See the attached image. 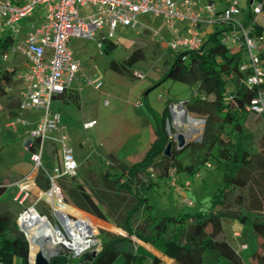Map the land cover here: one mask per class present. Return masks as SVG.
<instances>
[{"label": "trees", "instance_id": "obj_1", "mask_svg": "<svg viewBox=\"0 0 264 264\" xmlns=\"http://www.w3.org/2000/svg\"><path fill=\"white\" fill-rule=\"evenodd\" d=\"M252 1L247 0L248 8H251ZM254 3L263 4L264 8V0H254ZM245 26L254 27V35L263 33L254 22L252 10ZM230 30L231 26L226 23L217 24L213 32L205 36L200 50L179 53L163 76L164 80L197 86L192 98L183 103L188 113L205 121L202 142L190 143L181 150L171 148L170 154H165L170 144L167 120L171 116L169 105L173 102L169 101L154 130L155 139L143 159L125 163L115 154H109L100 177L93 171L88 173L94 184L93 193L82 184L65 185V202L69 205L63 202L60 210L66 218L67 213L77 215L82 210L106 227L124 231L127 236L100 229L101 249L96 255L87 253L74 258L61 253L53 258L55 264H116L120 258L124 259L123 264H145L147 257L137 253V244L132 237L151 245L177 264H221L223 259L228 264H243L238 251L220 238L225 221H243L246 218L241 211L227 207L229 195H233L235 189H248L251 201L246 205L247 210L255 215L251 222L252 230L256 237L264 240V183L256 177L264 172V135L258 154L252 156L246 147V124L255 129L259 115L247 112L246 106L255 97V92L242 82L245 75L240 67L247 60L244 46L232 48L222 43V36ZM14 43L11 36L0 38V62ZM117 48L116 41L108 40L104 52L111 55ZM141 60H144V54L137 51L122 63L112 60L109 67L125 74ZM230 73L234 75L233 81H239L233 91L228 90L225 80V75ZM11 81L10 74L0 71L1 97L6 95ZM61 97L80 105L78 93L71 92ZM211 162L220 170L222 187L212 196L210 208L194 214L158 218L155 207L148 200L149 193L169 177L172 169L193 179ZM151 168L153 172H150ZM36 184L44 192L51 188V182L42 169L36 177ZM6 190L0 186V196ZM238 205H245V201L238 202ZM17 220L8 210L0 212L1 264H15L16 260L30 264V243ZM261 248V253L252 255L257 264H264V242ZM158 260L155 258L154 263Z\"/></svg>", "mask_w": 264, "mask_h": 264}, {"label": "rangeland", "instance_id": "obj_2", "mask_svg": "<svg viewBox=\"0 0 264 264\" xmlns=\"http://www.w3.org/2000/svg\"><path fill=\"white\" fill-rule=\"evenodd\" d=\"M37 16L38 10L33 16L15 25H22L24 27L23 34H25L30 25L37 23ZM138 22L140 26L137 29L121 27L117 30L115 40L118 48L111 55H106L104 48L100 49L95 42L75 38L71 43L75 56L82 62L83 74L85 76L95 73L101 74L104 78V87L100 91L91 87H84L81 94L78 93L80 105L72 101L64 103L60 100L53 103V109L63 115L66 127L65 131L57 132L55 137H61L65 133L80 162L79 175L74 180L63 179L59 182L63 191V202H65L67 196L65 185L72 187L77 183L82 184L87 191L93 193L94 184L88 173L93 171L97 177H100V174L105 171L109 154L113 153L117 157L118 155L122 156L123 158L120 160L125 163H134L141 160L155 139L154 130L157 123L160 122L169 101L173 102L169 105L170 113L176 106H182L187 117L191 116L202 120L200 117L188 113L183 103L192 98L197 86L163 79L175 56L179 54L170 50L165 40L155 35L154 31L151 30L155 29L163 36L166 30L165 23L153 14L139 16ZM9 34L15 36L13 28H9L5 36ZM19 38H23V36ZM137 51L144 54V60L136 63L127 73L119 74L109 67L112 60L122 63ZM25 67L26 62L20 54L11 53L9 60H3L1 57L0 71H6L10 74L12 81L6 89V95L0 96V182L4 180L8 170L11 168L15 170V162L25 160L28 154L31 156L27 150L28 142L26 141L29 138L25 134L27 128L19 126L18 129L14 130L7 126L21 101L22 87L18 74ZM137 72L143 74L144 78H138L136 76ZM233 77L232 73L225 75L229 91L235 90L239 83L238 80L233 81ZM10 107L14 111L9 112ZM93 120H96L97 124L93 128L85 129L84 124ZM204 126L205 123H202V134L199 138L185 139L184 137L185 144L202 142ZM167 132L172 148L178 150L180 146L179 136H184L183 129L171 123L167 125ZM245 135L246 147L249 153L252 156L257 155L261 138L264 135V116L256 118L255 129L246 124ZM56 143L57 141L54 144L49 141L46 143L44 156L46 154L50 159V165L44 168L47 171H50L51 166L58 163L60 159L61 151ZM219 174L220 170H217L214 162H211L210 166H207L201 172L199 178L190 179L185 175L176 173L175 176L180 186H183L187 180L192 181L191 188L186 189L183 193L175 191L170 177L162 180L148 195L150 204L155 207V215L158 218L178 217L185 213L194 214L208 210L211 206L212 196L218 193L222 187ZM10 177L11 173L8 177L11 181ZM25 177L23 176L15 182L4 181L0 183V186L6 187V189L9 188L4 197L7 200H0V212L8 210L18 219L25 209L35 206L38 213L47 217L54 227H60L62 233L70 241L68 231L56 214L54 206L49 202L44 199L37 201L39 197L33 196L28 200L25 207H20L12 200L14 193L11 187L25 179ZM256 177L257 180L264 183V172L263 174L258 173ZM188 201H191L192 205H189ZM244 201L245 205H238V202L243 203ZM250 201L251 197L248 189L233 190V195H229L227 207L235 211H241L246 218L243 221H225L224 231L220 235L221 239L227 240L238 251L243 259V264H257L252 255L256 252H262L261 245L264 242L262 238L256 237L253 233L251 222L255 215L249 212L246 206ZM67 216L73 221H78L80 217H88L95 224V233L90 235L89 238L95 241V244L85 250L82 256L87 253L94 255L101 249V243L98 239L100 229L123 235L106 227V225L96 220V218L90 217L88 213L82 210L78 211L77 215L67 213ZM45 241H43L44 244H46ZM62 242L58 243L55 248L56 257L65 252L74 255L73 250L62 244ZM243 244H247L248 249H240ZM123 261L124 259L121 258L116 264L123 263ZM227 262L226 259H223L221 264ZM19 264H21V261Z\"/></svg>", "mask_w": 264, "mask_h": 264}, {"label": "built area", "instance_id": "obj_3", "mask_svg": "<svg viewBox=\"0 0 264 264\" xmlns=\"http://www.w3.org/2000/svg\"><path fill=\"white\" fill-rule=\"evenodd\" d=\"M240 9L241 0H230L229 6L222 12L212 1L198 4L193 0H0V34L9 28H13L15 34L10 35L15 40L14 45L2 59L9 60L10 54L15 53L26 62V67L18 74L23 87L18 114L9 120L7 126L14 130L19 126L28 127L33 122L27 114L36 113V126L29 132L27 150L31 154L34 170H44L51 182L50 190L43 196L52 193L63 201L59 182L76 178L80 169L75 149L65 133L58 139L62 164L52 171L44 169L43 157L48 139L53 133L66 130L62 114L53 109L55 99L71 92L80 93L84 87L97 91L104 87L101 74H83L82 62L71 47L75 38L95 42L103 49L106 41H116L119 28L137 29L140 26L139 16L153 14L165 23L170 37L165 38L159 31L153 30L154 34L162 37L170 50L183 53L201 49L206 36L203 25L214 27L226 23L231 30L222 36V43L232 48L243 45L247 52V60L240 67L245 75L242 82L255 92V97L246 106V111L264 116V8L263 4H256L254 0L251 3L254 22L263 31L261 35H254V27H246L236 18ZM37 10L39 22L30 25L23 34L24 27L15 24L33 16ZM179 24L185 25L184 33L179 31ZM21 36L23 38H19ZM136 76L144 78L139 72ZM171 123L174 125L173 110L167 125ZM96 124V120L89 121L84 128L90 129ZM150 172H153L152 168ZM175 174L174 169L169 174L175 191L183 193L191 188V180L180 186ZM199 177L200 174L196 176ZM35 186L34 176L18 182L14 202L25 207ZM188 204L192 205V202L188 201ZM32 210H36L35 206L25 209L17 220L27 239L21 220ZM241 249H248V245H241ZM72 250L74 255L67 253L69 257L79 258L84 252Z\"/></svg>", "mask_w": 264, "mask_h": 264}, {"label": "bare ground", "instance_id": "obj_4", "mask_svg": "<svg viewBox=\"0 0 264 264\" xmlns=\"http://www.w3.org/2000/svg\"><path fill=\"white\" fill-rule=\"evenodd\" d=\"M173 110L174 125L183 129L182 138L189 139L200 137L202 134V121L187 117L182 106H176ZM184 139V141H185ZM45 199L54 206L56 214L60 218L64 228L70 235V241L62 233L60 227H54L47 217L41 216L37 210H32L26 214L21 223L30 240L31 257L35 259L38 252H42L46 257L55 254V248L58 243L67 244L77 252H82L95 244L90 240V235L95 233V224L88 217H80L78 221L68 220L60 211V205L63 203L57 196L52 193L45 195ZM46 240V244H44Z\"/></svg>", "mask_w": 264, "mask_h": 264}, {"label": "crops", "instance_id": "obj_5", "mask_svg": "<svg viewBox=\"0 0 264 264\" xmlns=\"http://www.w3.org/2000/svg\"><path fill=\"white\" fill-rule=\"evenodd\" d=\"M193 1H195L196 3H198V4H201V3H204V2H206V1H212V2H214L216 5H217V7H218V9H219V11L220 12H222V11H224L228 6H229V3H230V0H193ZM241 12H240V14L236 17L240 22H243L244 24L247 22V20H248V17H249V12H250V10H251V8H248V6H247V0H241ZM36 20H37V22H39V19H38V16H37V18H36ZM217 25V24H216ZM215 25V26H216ZM215 26L214 27H211V26H209V25H203L202 26V30H203V32H204V34L205 35H207V34H209V33H211V32H213V30H214V28H215ZM178 27H179V31L181 32V33H184L185 31V25L184 24H179L178 25ZM151 29V28H150ZM8 30V29H7ZM6 30V31H7ZM151 30H154V31H157V30H155V29H151ZM6 31H5V33L4 34H0V38H5V37H7V36H10V34L9 35H7V36H5V34H6ZM165 38L167 37H170V34L168 33V31H167V29L165 30V32H164V35H163ZM263 54H264V52H263ZM19 66V65H18ZM3 68V67H2ZM21 87H22V83H21ZM22 89H23V87H22ZM22 89H21V93H22ZM80 94H81V92H80ZM57 100H60V101H62V102H64V103H66L67 101L64 99V98H57V99H55V101H57ZM54 101V102H55ZM19 107V106H18ZM12 107H10V109H9V112L10 111H14L13 109H11ZM55 111H57V110H55ZM57 112H59V111H57ZM61 113V112H60ZM18 114V109H16L15 111H14V113H13V116L12 117H14V116H16ZM27 116H28V118L33 122L30 126H28V127H26L27 128V130H26V132H25V134L26 135H28V137L30 138V135H29V132L32 130V129H34L35 128V126H36V113H28L27 114ZM63 116V115H62ZM62 124L64 125V117H63V122H62ZM65 126V125H64ZM24 127V126H23ZM66 128V127H65ZM56 134L57 133H53L51 136H50V138L48 139V141L49 142H53V144L57 141V143H56V145L58 146V148H59V150L61 151V144H60V142L58 141V139L60 138L59 136H57V137H55L56 136ZM28 138V139H29ZM28 139H27V141H28ZM26 141V142H27ZM47 141V142H48ZM76 153V152H75ZM146 154V153H145ZM126 156H128V155H126ZM145 156V155H144ZM76 158H77V160H78V157L76 156ZM118 158L119 159H121V158H123L122 156H120V155H118ZM143 159V158H142ZM62 151L60 152V159H59V162L58 163H56L55 165H52L51 166V168H50V171H52L53 170V168L54 167H56V166H58V165H61L62 164ZM43 161H44V168L46 167V166H49L50 165V159L48 158V156L45 154V156L43 157ZM140 161V160H139ZM78 162H79V160H78ZM79 165H80V162H79ZM16 166V167H15ZM15 170H13V168H11L10 170H8L7 172H6V175H5V177H4V180L3 181H1L0 183H2V182H4V181H9V182H15V181H18L19 179H21L23 176H26L25 177V179L27 178V177H29V176H34L35 177V179H36V177H37V175H38V171H35L34 170V166H33V163H32V161H31V156H29V154H28V157L25 159V160H23V161H17V162H15ZM47 171V170H46ZM80 171V170H79ZM10 173H11V181L8 179V177L10 176ZM24 180V179H23ZM22 181V180H21ZM18 183V182H17ZM12 189H13V193H14V195H12L13 197H12V200L14 201V196L16 195V192H17V187H16V185L15 186H13V187H11ZM9 189V188H8ZM8 189L6 190V192H5V194L3 195V196H0V200L2 201V199L3 200H7V198L6 199H4V197L6 196V194H7V192H8ZM43 191L37 186V184H36V186L32 189V192H31V195H30V198L31 197H33V196H37V198L39 197V199H37V201H39V200H41V199H44V196H43ZM29 198V199H30ZM45 200V199H44ZM36 201V202H37ZM35 202V203H36ZM17 204V203H16ZM18 205V204H17ZM19 206V205H18ZM4 211H7V210H4ZM105 222V221H104ZM105 223H107V222H105ZM107 224H109V223H107ZM109 225H111V224H109ZM111 226H113V225H111ZM114 227V226H113ZM116 228V227H115ZM118 229V228H117ZM118 230H120V229H118ZM119 232V231H118ZM134 242L137 244V253L138 254H140V255H143V256H145V257H147V261H146V263H150V264H177V262L174 260V259H172V258H170V257H167V256H165L164 254H162L161 252H159L158 250H156L154 247H152L151 245H149V244H146V243H144V242H142V241H140V240H138V239H136V240H134ZM240 249H241V247H240ZM155 258H158L159 260H158V262L157 263H154V260H155ZM121 259V258H120ZM120 259L118 260V261H120ZM21 260H16V262H15V264H19V262H20ZM117 261V262H118ZM116 262V263H117ZM1 264V263H0ZM120 264H123V263H120ZM226 264H228V262L226 263Z\"/></svg>", "mask_w": 264, "mask_h": 264}, {"label": "water", "instance_id": "obj_6", "mask_svg": "<svg viewBox=\"0 0 264 264\" xmlns=\"http://www.w3.org/2000/svg\"><path fill=\"white\" fill-rule=\"evenodd\" d=\"M200 121H202V123H205L204 120H200ZM179 141H180L179 142L180 143V146L178 147V150H181V149L185 148L188 145V144H185V141L182 138V136H179ZM171 148H172V144L170 143L166 147V151H165V154L166 155L170 154ZM44 199H45V197H44ZM119 232L121 234L127 236V234L124 231L119 230ZM28 240H29V238H28ZM29 243H30V240H29ZM94 255H96V253ZM54 257H56L55 254L52 257L48 258L42 252H38L37 255H36V257H35V259L32 260V257H31V249H30V264H55V262L53 261V258Z\"/></svg>", "mask_w": 264, "mask_h": 264}]
</instances>
